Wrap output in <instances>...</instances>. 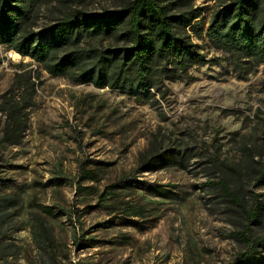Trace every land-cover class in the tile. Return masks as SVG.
Wrapping results in <instances>:
<instances>
[{"label":"rangeland","instance_id":"374dc122","mask_svg":"<svg viewBox=\"0 0 264 264\" xmlns=\"http://www.w3.org/2000/svg\"><path fill=\"white\" fill-rule=\"evenodd\" d=\"M127 1L25 0L26 28ZM225 1L165 0L192 18L181 31L208 62L183 71L171 64L174 71L155 76L160 90L150 100L52 76L0 44V264H240L247 226L264 236V221L249 225L219 184L227 176L243 204L264 201L256 173L264 162V62L225 53L208 37ZM125 45L102 35L79 49L95 61ZM9 100L26 117L18 146L1 140ZM153 155L170 160L159 167L149 163ZM6 199L15 201L6 208ZM41 222L52 233L45 242L34 235Z\"/></svg>","mask_w":264,"mask_h":264},{"label":"trees","instance_id":"16d2710c","mask_svg":"<svg viewBox=\"0 0 264 264\" xmlns=\"http://www.w3.org/2000/svg\"><path fill=\"white\" fill-rule=\"evenodd\" d=\"M25 0H0V44L7 45L24 57L44 65L52 76H65L76 83H93L97 87L126 90L150 100L152 88L160 90L155 76L170 69L186 70L192 64H205L208 59L181 29L192 23L186 13H173L165 0H128L116 10L87 13L73 10L41 31L26 28L30 10ZM34 1V0H31ZM172 4V3H171ZM115 35L125 40L123 48L107 49L90 60L85 49H79L86 37ZM207 35L225 53L264 62V0H227L212 16ZM96 50V49H95ZM11 100V99H10ZM7 101L8 120L1 140L12 146L22 143L26 123L23 107ZM153 155L149 163L164 167L170 160L165 155ZM159 158V159H158ZM156 165V164H155ZM258 181L264 182V162L256 170ZM229 177L219 184L227 195L244 208L249 225L261 226L264 221V201L254 196L251 203H242L239 187L231 189ZM239 199V200H238ZM15 199H6V208ZM0 215V228L2 224ZM264 225V224H263ZM39 242L52 233L44 223L34 230ZM248 249L238 255L240 264H260L264 261V236L253 237L252 228L241 235ZM4 247L0 245V251ZM51 264H56L53 259Z\"/></svg>","mask_w":264,"mask_h":264},{"label":"built area","instance_id":"2783aa9c","mask_svg":"<svg viewBox=\"0 0 264 264\" xmlns=\"http://www.w3.org/2000/svg\"><path fill=\"white\" fill-rule=\"evenodd\" d=\"M10 56H13V53L12 52H10Z\"/></svg>","mask_w":264,"mask_h":264}]
</instances>
